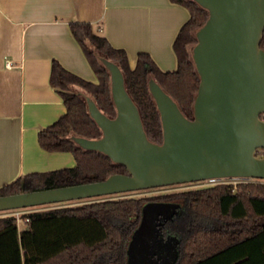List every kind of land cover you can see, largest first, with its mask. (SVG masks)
Returning <instances> with one entry per match:
<instances>
[{
	"label": "trees",
	"instance_id": "16d2710c",
	"mask_svg": "<svg viewBox=\"0 0 264 264\" xmlns=\"http://www.w3.org/2000/svg\"><path fill=\"white\" fill-rule=\"evenodd\" d=\"M189 10L173 49L177 67L161 70L150 55L139 52L135 66L126 51L113 47L88 22H71V31L86 55L97 82L88 81L52 62L50 82L63 98L66 112L38 132L40 146L48 151H70L72 167L31 172L0 187V195L102 180L112 173H127L107 154L78 145L73 136L97 138L101 128L90 116L84 95L107 116H115L110 75L101 62L118 64L127 91L137 105L147 137L163 138L160 113L149 92L154 78L176 102L184 116L193 117L199 75L191 58L195 33L208 11L195 0H173ZM264 50V31L260 41ZM71 86L81 90H72ZM84 92H83V91ZM150 201L177 202L178 213L167 220L164 234L178 239L173 264H264V182H218L191 190L154 197L102 198L77 204L30 210L21 214L19 230L13 213L0 215V264H127V247L138 227L142 207Z\"/></svg>",
	"mask_w": 264,
	"mask_h": 264
},
{
	"label": "water",
	"instance_id": "95a60500",
	"mask_svg": "<svg viewBox=\"0 0 264 264\" xmlns=\"http://www.w3.org/2000/svg\"><path fill=\"white\" fill-rule=\"evenodd\" d=\"M208 11L196 31L191 58L199 75L192 118L154 78L148 89L160 113L163 138L151 141L139 109L127 91L118 64L101 62L110 75L115 116H107L84 95L99 125L97 138L73 136L85 149L99 150L122 164L127 173L102 180L0 195V210L203 180L214 177L264 178V0H195ZM171 203L143 205L138 227L127 247V264H173L176 237L162 236L160 223L171 218ZM175 247V250H173Z\"/></svg>",
	"mask_w": 264,
	"mask_h": 264
},
{
	"label": "crops",
	"instance_id": "0c3cea01",
	"mask_svg": "<svg viewBox=\"0 0 264 264\" xmlns=\"http://www.w3.org/2000/svg\"><path fill=\"white\" fill-rule=\"evenodd\" d=\"M189 16L173 0H0V187L76 164L70 151H48L38 142V132L66 112L50 82L52 62L97 82L71 22H88L123 48L131 68L146 52L161 70L172 71L173 41ZM6 59L13 64L6 66Z\"/></svg>",
	"mask_w": 264,
	"mask_h": 264
},
{
	"label": "rangeland",
	"instance_id": "374dc122",
	"mask_svg": "<svg viewBox=\"0 0 264 264\" xmlns=\"http://www.w3.org/2000/svg\"><path fill=\"white\" fill-rule=\"evenodd\" d=\"M72 90H81L79 87L71 86ZM83 91V90H82ZM84 92V91H83ZM264 119V114L261 116ZM256 155L258 156H264V149L259 148L256 150ZM217 181H227L232 182L233 184H236L238 181H261L264 182V178H252V177H220L216 179L215 181H209V180H197V181H190V182H183V183H175V184H169V185H163V186H156V187H150V188H144V189H138V190H132V191H126L121 193H114V194H108V195H102L97 197H90V198H81V199H74L69 201H62V202H55V203H47V204H41V205H35V206H29V207H23L18 209H10V210H0V215L8 214V213H14L16 211H19L20 214L24 212H28L30 210H36V209H44V208H50L58 205H66V204H77L84 201H90L95 199H102V198H121V197H154L161 194H169L174 192H180L184 190H191L196 189L204 186L213 185V182ZM180 207L178 204H175V206ZM18 228L23 229L24 228V222L23 220L19 221ZM176 246L178 245V239H176ZM115 264V263H110Z\"/></svg>",
	"mask_w": 264,
	"mask_h": 264
},
{
	"label": "flooded vegetation",
	"instance_id": "af4514ba",
	"mask_svg": "<svg viewBox=\"0 0 264 264\" xmlns=\"http://www.w3.org/2000/svg\"><path fill=\"white\" fill-rule=\"evenodd\" d=\"M167 203H171L172 205H174V207H170L169 208V210H172V212H173V214H172V216H171V218L173 217V215H175L176 213H178V211L180 210V208H181V205L179 204V203H177V202H167ZM175 204H178L180 207L178 208V206L176 205L175 206ZM141 216H142V214H141ZM171 218H169V219H171ZM169 219H164V220H162V222L160 223V225H159V227H160V230H161V232H162V236L165 238L167 235H170V236H174V235H171V234H164V232H163V227H164V224H165V222L167 221V220H169ZM174 237H176V236H174ZM175 247H176V251L178 250V245L176 246L175 245ZM175 247H173V250H175ZM157 248L159 249V246L157 245ZM157 249V251H155V253H151V254H149V258L152 260V261H150L151 262V264H153V262H154V260L155 259H158V254H159V250ZM177 256V255H176Z\"/></svg>",
	"mask_w": 264,
	"mask_h": 264
},
{
	"label": "built area",
	"instance_id": "2783aa9c",
	"mask_svg": "<svg viewBox=\"0 0 264 264\" xmlns=\"http://www.w3.org/2000/svg\"><path fill=\"white\" fill-rule=\"evenodd\" d=\"M13 64V62L11 61V60H9V59H6L5 60V65L6 66H11ZM264 113H262L260 116H262ZM262 118V117H261ZM263 119V118H262ZM264 120V119H263ZM218 178H220V177H214V178H206V179H203V180H209V181H215L216 179H218ZM218 182H227V181H217V182H213V184H215V183H218ZM232 183V182H231ZM15 216H16V220H17V223L19 222V221H21L22 219H21V214L19 213V211H16V212H14L13 213Z\"/></svg>",
	"mask_w": 264,
	"mask_h": 264
}]
</instances>
